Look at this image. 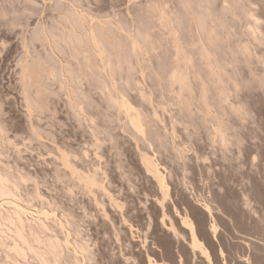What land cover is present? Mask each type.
<instances>
[{"label":"rangeland","instance_id":"1","mask_svg":"<svg viewBox=\"0 0 264 264\" xmlns=\"http://www.w3.org/2000/svg\"><path fill=\"white\" fill-rule=\"evenodd\" d=\"M212 1V12L221 15V31L227 33L219 49L206 46V68L200 66L197 54L200 40L172 23L177 35L181 34L183 50L195 58V68L206 83L202 96L198 78L193 79L190 92L169 89L166 77L175 60L176 34L158 17L148 19L150 7L167 18L179 14L180 0H39L45 5L40 9H33L25 0H0V9L10 21L18 22L16 32L22 33L21 38L0 28V121L5 129L0 137V166L25 174L19 193L32 211L43 203L50 207L48 220L54 224L55 218V225L61 222L60 227L56 225L59 230L53 225L50 232H63L60 235L70 251H74L76 234L90 246L91 263L78 254L79 264H148L149 257L179 264V256L184 264H208L200 254L193 257L183 240H176L163 228V213L177 226L188 214L215 264H223V260L226 264H246L248 258L259 262L264 257V0H238L236 5L237 0H227L231 10L234 7L227 15L220 12L225 0ZM59 2L63 6H57ZM74 3L103 19L121 20L127 30L140 25L154 34L150 56L134 76L137 87L119 92L137 114L145 116L144 129H148L143 134L132 126L135 116L130 119L120 112L123 110H111V114L105 109L101 93L93 85L84 84L92 107L85 106L81 113L71 109L67 94H60L56 83L51 88L58 93L47 101V111L38 112L25 100L22 57L45 49L40 41L32 40L34 26L51 25L65 6ZM248 17L257 22L255 39L247 33L251 28ZM244 45L249 46L247 56L238 52ZM212 70L218 71V76L211 74ZM217 78L219 91L213 86ZM140 90L149 96L148 103L138 99ZM108 117L112 120L107 123ZM217 128L223 131L225 142H221ZM61 151L68 153L71 167L75 165L81 174H95L99 183L87 189L79 179H73L71 167L61 160ZM143 153L160 164L163 189L146 172ZM65 176L67 180L57 183ZM65 184L74 187L71 196ZM205 205L210 206L212 217L203 210ZM72 221L74 225H69ZM213 225L216 239L211 232ZM32 259L22 264H38Z\"/></svg>","mask_w":264,"mask_h":264},{"label":"bare ground","instance_id":"2","mask_svg":"<svg viewBox=\"0 0 264 264\" xmlns=\"http://www.w3.org/2000/svg\"><path fill=\"white\" fill-rule=\"evenodd\" d=\"M232 1L235 2L236 0ZM232 1H230V3H232ZM25 2L30 3L29 0H25ZM211 2L213 1L180 0V13L176 14L175 12V16L173 15V17L171 16L168 18L164 17L165 14L162 15L160 13L161 11L157 12L156 9L152 7L147 10V13L149 14L148 19L150 18L151 20V18L158 17L166 23L167 28L168 26L171 27L170 31L173 34H179L176 33V27L172 24L178 23L177 25L182 27L180 28L181 30H185L189 33V36L193 35V39H196L195 37H197L200 40L201 43L199 44L201 45L200 47L197 45L196 48L198 47L197 54L200 56V63L202 64L200 66L202 68H206L209 62V58L206 53V46L211 49H219L220 46L223 45L222 43L225 40L224 36H226L225 33H227L225 31H221V29L224 28V23L220 14L212 12L213 9H211ZM237 3H239L238 0L235 5ZM57 6L63 5L59 2L57 3ZM233 6L234 3L232 7ZM213 7L215 6L213 5L212 8ZM215 9L216 8H214V10ZM230 10L231 5H229L227 9L224 7L221 8L220 12L222 15H227L228 13H225L230 12ZM232 10H234V7ZM0 11L2 10L0 9ZM114 19L106 20V18L103 19L99 16H95L89 10L74 3L72 5L69 4L65 6L64 11L57 16L51 25L39 24L34 26V29L32 30V40L40 41L43 46L45 45V49L42 53L32 52L33 55L31 56H29L30 54L28 56L24 55L27 57H22V67L20 68L21 80L24 84L25 100H27V103L31 108H34L41 113L43 111H47L49 105L47 104V101L50 102L49 98L58 92L60 94L64 92V94L66 93L68 96V103L70 104L71 109L73 111L76 110L77 113H81L84 108L92 107L90 103V99L92 97H89V90H87L84 86L86 83L88 86L93 85L96 87L97 89L95 90H99V93H101L100 95L103 98L102 100L105 102L104 105L107 107L105 109L109 112L115 109H118L119 111L123 110L120 112H125L130 119L135 116V119L132 121V126L139 132H141V130L142 132L145 131L147 128L146 127L144 129V126H146L145 116L143 117L141 114H137L135 112V108L130 103L127 102V104H125V100L119 94L121 93V90L124 91L126 88H132L133 86L135 87L138 85V83L136 85L134 83V80L136 79L134 76L138 74L137 72L140 69V72L142 71L146 62L145 58L150 56H148V54H150L153 49L154 34L152 35V32L148 31L149 29H144L140 25L135 27V29L132 28L133 30H130L131 28L127 30L126 26L122 27L123 24H121V20L113 21ZM247 19L249 20L248 23L251 25V28L249 27L250 29L247 32L249 34L248 36L255 39L256 36H258V34H256V29H258L257 22L253 19V17H248ZM136 25L134 24V26ZM37 33L38 35H34ZM187 33H185V35ZM176 35L174 36L175 38L173 37L175 40V53L173 52L175 60L170 74L166 77V81L170 86L169 89H172L171 87H176L178 90L176 93L180 94L187 91L190 92L192 89L193 79L198 78L200 92L201 95L204 96V93L206 92V83L202 78L201 73L195 68L196 60L190 56L191 54L189 55L188 52L183 50L185 46L183 47L181 42H179L181 34L180 36L177 35V37ZM191 39L192 38H189V40ZM257 39L259 38L257 37ZM248 47L249 46L247 45L241 46V48L238 49V52L247 56V54L250 53ZM210 73L218 76V71L216 70H212ZM217 82L218 78L214 79L213 86L217 91H219L220 87ZM52 83H56L58 85V92L54 90L55 87L54 89L51 88ZM142 91L143 90H140L139 92L137 91L138 99L140 98L141 101L145 100V103L146 101L148 103V99L145 98H149V96H146L147 94L145 92V94L141 93ZM77 113L75 114L77 115ZM104 113L103 116H105ZM109 117L106 119L107 123L109 119L112 120V118ZM0 129L3 130V133L0 134V137H2L5 129L3 128L1 121ZM31 130L33 135H30L36 138V134L33 132L32 128ZM97 132L98 131L95 130V133ZM149 133L147 134L149 135ZM216 133L221 142H225L224 133L220 128L216 129ZM67 154L63 151L60 157L63 164L68 167L72 163L69 162L70 160ZM141 160L146 172L152 175L158 182V185L160 184L161 189H163V187H165L164 177L160 164L157 160L147 153L141 154ZM74 167L69 168L71 172L70 175L72 178L76 177V179H79L85 188L92 189L93 186L99 183L95 174H81ZM18 174H15L9 168L0 166V252H2V254L0 253V264H22V262H25L28 258H33L35 259L34 261L37 260L38 264H79V259L81 257L78 259V254L84 255V257H87L89 261V257L91 258V255L89 256L91 253H89L90 246L80 240V235H75L78 229H74L76 231L74 233L75 238H78L75 239L73 237V240H76L75 242H72L74 243V251H70L68 243L64 241L60 235L63 232H56L53 231V229V232H50V229L54 227L53 225H55L56 220L54 218V224L48 220L51 217L50 207H44V204L46 203H43L39 209H33L35 211H32L33 207L30 208L28 202L26 204V197L24 200V196H21V192L19 193V189L22 188L23 183L26 182L24 176L25 174ZM203 210L209 213L212 217L209 205H205ZM70 218L72 220V217ZM63 220L65 219L63 218ZM73 221L70 222L71 224L68 222L69 225H74ZM160 222L163 228L167 232L171 233L176 240H183L188 245L189 249L193 253L192 255H194L193 257H197V255L200 254V256L204 258L208 264H215V260L213 261L209 250L198 236L199 231L196 224L188 216V214H185L181 218L178 226L172 218L165 213H163ZM56 223V225L60 227L61 222L58 221ZM66 223L67 222H65V224ZM56 225L55 228L57 230L58 228ZM66 227L69 228L68 225ZM71 227L72 226H70V228ZM129 227L132 229L131 226ZM212 228V236L216 239V226L213 225ZM182 230L187 231L188 237L184 234V231L182 233ZM185 237L189 240L187 241ZM253 249L254 248H252V250ZM254 251H256V249ZM220 256L224 258V253L222 251L220 252ZM263 258L264 257L259 258V262H257L255 257L248 258V260L246 258V264H249V262L250 264H264ZM89 262L91 263V261ZM178 262L179 264H184L182 256H179ZM226 263L227 262L223 260V264ZM148 264L168 263L157 262L155 259L149 257Z\"/></svg>","mask_w":264,"mask_h":264},{"label":"snow or ice","instance_id":"3","mask_svg":"<svg viewBox=\"0 0 264 264\" xmlns=\"http://www.w3.org/2000/svg\"><path fill=\"white\" fill-rule=\"evenodd\" d=\"M29 2L32 4V7L33 9H40V8H43L45 7L44 4H41L39 2V0H29ZM229 7V4L227 3V0H225V4H224V8L227 9ZM18 27V22L16 21H10L9 20V17L7 15H5V13L3 11H0V28H4L6 29L8 32L12 33L13 36H21L22 38V33H17L16 32V29ZM34 35H38L37 34H34ZM11 37H8L6 39H10ZM3 46H7V42L6 40L3 42ZM145 99H148L147 97ZM125 104H127V100L124 101ZM3 133V130L0 129V134ZM141 134H143L142 130H141ZM85 156H88L89 153L85 152L84 153ZM255 158H253L254 160ZM79 174V173H77ZM68 178L65 176V177H62V178H58L57 179V183H63L64 180H67ZM71 182H69L70 184ZM69 184H65L64 185V188H65V191L67 193L68 196H71L74 192V187H70ZM97 264H120L119 261H115V262H112V261H98ZM218 264V262H217ZM250 264V262H249Z\"/></svg>","mask_w":264,"mask_h":264}]
</instances>
